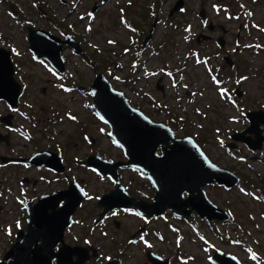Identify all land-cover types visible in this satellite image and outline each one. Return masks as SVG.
<instances>
[{
    "label": "rangeland",
    "instance_id": "1",
    "mask_svg": "<svg viewBox=\"0 0 264 264\" xmlns=\"http://www.w3.org/2000/svg\"><path fill=\"white\" fill-rule=\"evenodd\" d=\"M179 1L0 0V48L11 53L15 79L22 87L16 111L0 101V134L9 141L0 142V155L30 159L49 150L61 156L88 195L77 211L80 225H74L72 240L84 246L89 238L100 250L102 258L93 264L110 257H121L123 264H151L149 250L170 264H214L216 251L242 264H264V148L254 152L232 139L248 129L249 112L264 111V0H184L183 9L170 16ZM30 28L61 40L70 35L80 45L81 53L64 46V75L34 57ZM220 39L224 48L217 43ZM100 74L125 93L134 108L171 127L176 138H193L212 163L241 179L240 186L230 190L205 188L209 200L230 213L229 222L196 214L189 222L167 211L148 224V241L138 244L128 240L146 223L131 214L116 218L123 225L119 230L112 220L104 229H94L98 200L115 187L78 161L90 156L126 161L108 136L110 127L90 109L89 91ZM10 115L7 127L3 119ZM120 174L133 197L152 203L155 190L141 172L124 169ZM64 187L65 179L44 170L0 164L1 253L14 240L6 227L16 232L24 218L21 201Z\"/></svg>",
    "mask_w": 264,
    "mask_h": 264
},
{
    "label": "water",
    "instance_id": "2",
    "mask_svg": "<svg viewBox=\"0 0 264 264\" xmlns=\"http://www.w3.org/2000/svg\"><path fill=\"white\" fill-rule=\"evenodd\" d=\"M184 5V0H180L170 16L183 9ZM156 24L149 31L144 47L150 43ZM201 37L209 39L207 36ZM28 43L35 58L47 61L61 75L65 74L64 46L69 45L81 53L80 45L70 35L61 40L43 30L30 28ZM21 90V85L15 79L11 53L0 48V100L16 110ZM235 92L238 97L243 94L239 90ZM90 93L93 98L91 109L110 127V138L124 152L126 158V161L114 163L91 156L86 162L80 163L102 177L111 178L118 186L115 191L100 199L98 208L104 210L99 221L109 211L119 208H131L150 218H157L171 211L176 217L189 222L195 221L194 214L208 221L225 223L231 220L228 211L222 210L209 200L205 188L216 185L230 190L239 187L241 179L236 174L212 163L193 138H176L171 127L152 121L142 111L134 108L127 95L115 90L103 74L96 77ZM246 118L250 124L248 129L233 135L232 139L242 142L254 152L261 151L264 147V111L249 112ZM11 120L10 115L3 122L10 126ZM2 140L7 139L0 135V141ZM2 160L5 163L27 162L34 166H46L58 172L64 169L59 155L49 151L37 153L30 159ZM120 169H136L147 176L155 190L152 203L134 199L126 192L119 182ZM86 198L85 190L75 181L66 192L43 197L38 205H30L28 236H36V231L40 228L53 235L60 233L72 222L74 214ZM61 201H67L66 205L55 211ZM49 210H52L51 214L48 213ZM59 233L56 236L61 239ZM21 245V240L18 239L1 264L18 263ZM74 253L80 256V264L85 262L84 249H74ZM148 259L151 264H170L169 260H164L152 252L148 253ZM212 261L214 264H242L237 257L221 251L215 252ZM25 264L31 262L25 260Z\"/></svg>",
    "mask_w": 264,
    "mask_h": 264
},
{
    "label": "flooded vegetation",
    "instance_id": "3",
    "mask_svg": "<svg viewBox=\"0 0 264 264\" xmlns=\"http://www.w3.org/2000/svg\"><path fill=\"white\" fill-rule=\"evenodd\" d=\"M210 27H211V24L208 26L209 30H210ZM208 41H212V43H213L214 42V38L211 36V37H209ZM217 43L222 48H224L225 45H226V43H225V41L223 39H220ZM221 43H223V44H221ZM204 61H207V59H205ZM227 63H231L229 59H227ZM209 67L211 68L210 65H209ZM221 82H223V81H221ZM221 82H220V84H224V83H221ZM235 94H236V92H235ZM90 109H91V106H90ZM14 111H16V110H14ZM1 121H0V123H2ZM7 127H9V126H7ZM109 133H110V131L108 132V136H109ZM0 135L3 138L7 139V140H2L0 142H4L5 144L9 145L8 138L6 136H3L2 134H0ZM44 151H49V150H42V151H39L37 153H41V152H44ZM49 152H52V151H49ZM37 153H35V154H37ZM56 154L59 155L58 153H56ZM2 158H7V155H0V162H1L0 164L4 168L7 167L9 164H13V165H25L26 167L33 168V169H41V170L46 171V173L48 172L49 174H54V176H56V177L60 176V178L65 179V181L67 182V187L66 188L64 187L63 189H60L58 191H52V192H49V193L38 194L39 196L36 195V196H31L29 198L26 197L25 199H23L21 201V206L23 208V211H25L24 216H23L24 218L21 219L18 222V225H16V230H15L16 232H13V227L11 228L9 225L6 227L5 231H7V234L9 236L13 235V239L14 240H12L13 243L7 249H5L2 253L0 252V264L2 262H4L6 256L11 252V250L14 247V245L17 243L18 239L21 240V244H22L21 245V247H22L21 252L18 255V260L20 259L21 261L19 260L18 263H15V264H25V260H29L31 262V264H37V263L38 264H73V263L80 264L81 263L80 256H78L77 254L74 253V249H77V248H82V249L85 250V255H86L85 257L86 258L84 260L85 262H83L82 264H93L95 261H97L100 258H102L100 250L95 248V247H93V244H91V241H90L89 238L84 239V243H86L84 246H82V245H74L73 244V243H75L72 240V236H73V233H74V229H73L74 225H76V224L80 225L79 221L75 217L77 215V211L81 208V206L83 205V203L86 201L87 198L83 201L82 205L77 209L76 213L73 216L72 222L69 225H66L60 233L58 232L62 236L61 239H59L56 236L58 234L57 230H56L57 234L53 235L48 230L46 232V230H43L41 228L40 229L38 228L39 230L36 231V236H34V237H32V236L29 237L28 236V234H29L28 233V226H29V224H28V218H29L28 207L30 205H38L40 200L43 197H47V196H50V195H53V194L66 192L67 190H69L70 184L76 181V180L73 179L72 176H70V174L68 172V168H67L66 164H64V161L61 158V156L59 155V158H60V160H61V162L63 164V167H64V169L61 172L52 170L51 168L46 167V166H41V165L34 166L33 164H30V163H27V162H14V163H10L9 162V163H5V162H3ZM12 158L13 159H17V160L18 159H26V158L16 157V156H14ZM86 161L85 160L84 161H78V164L81 165L82 167H84L85 165H82L80 163H83V162H86ZM262 161H264V158H263ZM119 162H122V161H119ZM85 167L88 168L87 166H85ZM89 170H91V169H89ZM121 170H124V169H120L119 170V182H120V184L125 188L126 192L132 198L138 199V198L133 197L132 193L129 191L130 187H127V184H125V181H123L122 176L120 174ZM133 171H137V170H133ZM142 175L144 176V178L146 180H148V178H147V176L145 174L142 173ZM104 178H107L108 180H110V182L115 187L112 191H115L117 189V187H118L116 182L113 181L109 177H104ZM27 181H29V179H26V182ZM148 182L150 183L152 188H154L152 183L149 180H148ZM81 183H78V184L83 188ZM112 191H110V192H112ZM26 194L27 193H24V195H26ZM1 195H2V192L0 191V198L2 197ZM103 196H101L99 198L98 203H99L100 199ZM87 197H88V195H87ZM66 202L67 201H61L60 205L56 208L55 211H59V210L63 209L64 206L66 205ZM98 203H97L96 208L98 210H100V212L97 215L96 222L94 221V224H93L94 229H100V228L104 229L106 224L111 223V222H108V221L112 220V222L114 223V226L116 227V229L119 230V229L122 228L123 225H122L121 221H117L116 218L122 217V215H129V214H131L132 216H134L137 219H140L141 221H143V223H146V224H143V226L138 230L136 235L133 234L130 237V239L128 240L130 244H138L140 242L148 241L147 235H149V232L152 231V229L149 228L148 224H152V221L157 220V219H159L161 217L160 216V217H157V218H150V217L141 215L138 211H136L134 209H131V208H127V209L119 208V209H113V210L109 211L104 216V218L101 221H99L100 215L103 213L104 208H98ZM1 211H2V209H1ZM48 213L51 214L52 210H49ZM9 227L11 228L10 230H12V231H9ZM57 228H58V226H57ZM0 235H1V233H0ZM102 235L106 236V233L103 231ZM1 241H2V238L0 236V242ZM78 241H79V239L77 238V242ZM149 252H152V251L149 250L147 253H149ZM152 253H154L158 257H161L159 254H157L155 252H152ZM147 257H148V254H147ZM161 258L164 259L163 257H161ZM102 264H123V262L121 260V257H114V258L110 257V258H107L106 263L104 261V263H102Z\"/></svg>",
    "mask_w": 264,
    "mask_h": 264
},
{
    "label": "trees",
    "instance_id": "4",
    "mask_svg": "<svg viewBox=\"0 0 264 264\" xmlns=\"http://www.w3.org/2000/svg\"><path fill=\"white\" fill-rule=\"evenodd\" d=\"M215 9L218 10V11H221L220 6L215 7ZM223 9H224L226 12H228V13L230 12V11L228 10V6H226V5L223 7ZM228 16H233V15H232L231 13H229ZM209 25H210V24H209ZM250 29H251V28L249 27L248 30H250ZM217 79H218V78H217ZM218 80H219V79H218ZM224 240H226V238H225Z\"/></svg>",
    "mask_w": 264,
    "mask_h": 264
},
{
    "label": "bare ground",
    "instance_id": "5",
    "mask_svg": "<svg viewBox=\"0 0 264 264\" xmlns=\"http://www.w3.org/2000/svg\"><path fill=\"white\" fill-rule=\"evenodd\" d=\"M112 41V40H111Z\"/></svg>",
    "mask_w": 264,
    "mask_h": 264
}]
</instances>
